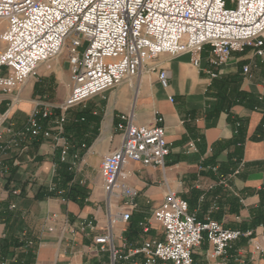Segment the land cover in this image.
<instances>
[{"label": "crops", "instance_id": "obj_1", "mask_svg": "<svg viewBox=\"0 0 264 264\" xmlns=\"http://www.w3.org/2000/svg\"><path fill=\"white\" fill-rule=\"evenodd\" d=\"M5 27L6 23L0 21V35ZM3 46L0 38V50ZM211 56L207 47L201 54L200 67H196L189 53L177 56L163 54L153 64L158 70L168 72V87L160 84L158 71L145 67L137 77L86 102L99 113L101 122L92 145L73 169L72 180L90 190L84 203L35 197L40 189L48 188L54 182L55 160L65 143V139L55 132L50 138H43L39 145L35 144L34 138H29L0 156V159L9 158L14 168L11 179L8 171L0 169V202L15 204V211L21 216L20 247L27 239L39 242L36 253L32 252V264H99L100 259L87 251L93 237L106 227L107 206L100 165L104 155L118 149L121 144V135L115 129L121 113H134V121L138 125H154L155 114L160 112L165 118L171 153L166 159L165 168L145 166L140 162H129L125 166L128 174L126 182L138 191L137 207L126 232H122L123 223L115 226L118 242L127 240L132 245L141 242L139 223L151 218L168 189L175 190L188 200L199 216L207 218L211 215L230 229L250 227L254 211L258 208L264 211V134L259 131L264 123V110L253 109L251 103L229 104L228 99L223 100V95H219L218 88L210 87L213 82L208 73ZM245 65L250 67L249 73H244ZM211 70L217 71L219 77L227 78L221 94H224V90L228 94L237 88L255 99H264V56L255 55L251 49L244 53L236 52L226 64ZM65 71L69 72L70 84L69 68L65 67L64 62L55 61L50 70L41 68L37 77L30 78L14 92L0 91V141H9L15 130L25 124L38 106H59L65 100L70 89L62 102L56 97L64 94L60 87L56 88L55 98L47 95L53 82L64 83ZM46 97L48 101L44 100ZM237 119L245 124V142L239 159L244 160L245 165L238 175L232 176L224 184L219 174L208 170L205 162L214 154L213 147L217 159L225 167L234 162L232 155L236 146L232 142L235 136L234 121ZM7 129L13 132L8 133ZM117 135L119 143L115 145ZM197 138H201L199 151L189 152V142ZM238 162L229 170V174L238 167ZM86 219L97 221L95 231H82L80 224ZM134 220H139L138 232L134 238H130L127 234L131 232ZM152 223L147 236L163 238L160 225L154 221ZM49 228H53V231L50 232ZM251 230L254 232L252 238L241 237L231 244L227 255L215 259L208 257L211 246L205 240L194 251V262L264 264V226ZM6 232V223L0 222V242ZM255 244H259L262 250H256ZM21 255L24 256L25 252Z\"/></svg>", "mask_w": 264, "mask_h": 264}, {"label": "built area", "instance_id": "obj_2", "mask_svg": "<svg viewBox=\"0 0 264 264\" xmlns=\"http://www.w3.org/2000/svg\"><path fill=\"white\" fill-rule=\"evenodd\" d=\"M0 21L6 23L0 35L4 44L0 50L1 92H14L38 76L42 65L50 69V62L63 53L68 41L70 70V93L63 103L38 106L26 127L14 132L3 149L16 146L19 138H50L53 132L63 137L68 109L137 77L145 67L158 71L160 84L168 87V72L153 64L163 54L189 53L193 65L200 67L201 54L209 47L208 73L212 78L219 73L211 68L226 64L236 52L251 49L255 55L264 56V0H0ZM243 71L249 73L250 67L245 65ZM55 108L61 109V115L45 127L42 120L51 118ZM164 122L160 112L155 114L154 125L136 124L134 113L118 115L115 129L121 144L104 155L100 165L106 227L93 237L87 251L100 259L99 264H196L194 251L205 240L211 246L208 257L215 259L227 255L236 240L254 235L251 229L226 228L211 217L198 220L188 200L168 189L151 218L139 223L141 242L132 245L127 240L117 241L115 226L123 223L122 232H126L137 207L138 191L126 182L124 168L129 162L165 168L171 146ZM63 138L60 158L67 161L70 147ZM200 141L191 140L189 152H198ZM80 157L78 152L71 156L73 169ZM244 165L241 159L232 173L221 175L222 182L226 184L238 175ZM207 168L217 171L218 166ZM152 221L160 225L163 238L147 236ZM80 225L82 231L93 232L98 227L95 219ZM38 246V241L27 239L13 255L1 257L0 264H25L19 261V252L30 249L36 253ZM255 248L262 250L259 244Z\"/></svg>", "mask_w": 264, "mask_h": 264}, {"label": "trees", "instance_id": "obj_3", "mask_svg": "<svg viewBox=\"0 0 264 264\" xmlns=\"http://www.w3.org/2000/svg\"><path fill=\"white\" fill-rule=\"evenodd\" d=\"M227 82V78L219 77L213 78V82L211 84V88H218L219 95H223L222 98L228 99L229 104L234 103H251L253 109H262L264 110V99L263 98H253L252 95L240 91L239 89H235L234 91L229 92L228 94L224 90V94H221L222 89L225 87ZM230 106V105H228ZM61 115V109L55 108L53 110V115L51 118L43 119L42 122L44 126H49V121ZM29 119V117H28ZM25 124L15 130L20 131L23 130L26 125ZM101 122V116L97 113L92 107H90L87 103L80 104L78 106L72 107L65 112V123H64V132L63 137L66 138L67 143L70 147L69 157L78 152L80 156H82L92 145L99 128V124ZM235 123V136L232 143L235 144L236 149L232 155L234 157V162L230 163L227 167H225L218 159L215 147L212 148L214 154L205 162L208 164L207 166H218L217 171H213V169L208 168L209 171L215 172L221 175H228L231 171V168L236 166V162L240 159V150L245 142V124L243 120L237 119L234 121ZM239 124V125H238ZM261 134H264V123L260 127ZM14 138L12 135L11 139ZM35 144L39 145L40 141L43 140L42 136L35 137ZM201 140V138H200ZM17 145L13 147L20 146L24 143V140L21 138L18 139ZM6 142L0 141V156L9 152V149H3V146ZM199 145V144H198ZM60 152V151H59ZM62 161L59 157H57L56 161V175L54 178V182L48 188L40 189L36 194V199H44V198H61L67 201H74L79 204L84 203L86 199L89 197L90 190L87 186L80 184L79 182H75L72 180L73 168L71 160ZM2 165L0 169L3 172H9V179L12 178L14 173V168L12 167L13 162L10 159H1ZM231 161V160H230ZM205 166V167H207ZM230 170V171H229ZM10 180L7 181L9 183ZM189 202V201H188ZM10 202H0V222H4L7 225V232L4 239L0 242V258L8 257L13 255L18 247H20L21 243L19 241V233L21 231V216L15 211V208H11ZM190 211L195 213L197 219L200 221L205 220L199 216L190 205ZM208 217L213 218L211 215ZM138 221L134 220L131 224V232L127 234L128 237L134 238L136 233L138 232ZM257 226H264V211L262 208H258L254 211V215L252 217L251 226L248 228L242 229L246 231L247 229H252ZM22 252H19V261L24 262L25 264L33 263V254L30 249L25 251V255H21Z\"/></svg>", "mask_w": 264, "mask_h": 264}, {"label": "rangeland", "instance_id": "obj_4", "mask_svg": "<svg viewBox=\"0 0 264 264\" xmlns=\"http://www.w3.org/2000/svg\"><path fill=\"white\" fill-rule=\"evenodd\" d=\"M68 45H69V41L67 42L64 50H63V53L56 59L52 60L50 62V64H52V62H55V61H58V62H64L65 64V67L66 68H69V63L67 62V55H68ZM45 68L48 70L47 68V65H42L40 68H39V73H40V69L41 68ZM50 70V69H49ZM68 74L69 72L68 71H65L64 72V83L60 84V83H56V82H53V84H51V86L49 87L50 89L48 90L49 92L47 93V95L49 96V98H55V95H56V88H62L63 91H64V94H61L59 96H56L57 99H59V101H63V99L65 98L66 94L69 92V89H70V84H69V79H68ZM39 75V74H38ZM37 77V76H36ZM48 97L44 98L45 101H48L49 99ZM63 103V102H62ZM119 143V135L116 136V139H115V145H117ZM118 241V239H117Z\"/></svg>", "mask_w": 264, "mask_h": 264}]
</instances>
